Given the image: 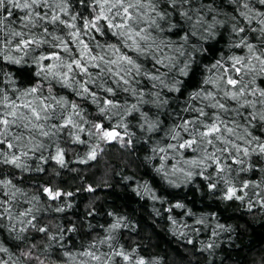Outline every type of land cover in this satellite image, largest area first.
<instances>
[{
	"label": "clouds",
	"instance_id": "1",
	"mask_svg": "<svg viewBox=\"0 0 264 264\" xmlns=\"http://www.w3.org/2000/svg\"><path fill=\"white\" fill-rule=\"evenodd\" d=\"M0 264H264V0H0Z\"/></svg>",
	"mask_w": 264,
	"mask_h": 264
}]
</instances>
